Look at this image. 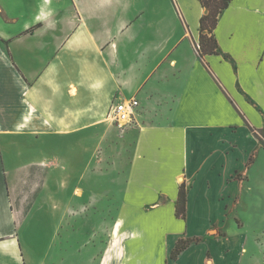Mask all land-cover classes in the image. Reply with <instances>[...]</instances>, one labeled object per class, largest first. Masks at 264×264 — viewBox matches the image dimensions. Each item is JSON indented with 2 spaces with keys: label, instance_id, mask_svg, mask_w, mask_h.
<instances>
[{
  "label": "crops",
  "instance_id": "0c3cea01",
  "mask_svg": "<svg viewBox=\"0 0 264 264\" xmlns=\"http://www.w3.org/2000/svg\"><path fill=\"white\" fill-rule=\"evenodd\" d=\"M205 13L199 0H0V224H11L0 232V239L5 237L0 241L4 243L0 264H34L21 235L14 234L19 192L14 168L7 166L5 139L38 132L49 136L46 133L53 128H64L54 135L79 134L89 143L98 136V125L115 127L106 120L111 104L133 98L139 106L126 133L139 129L140 148L130 155L126 170L88 166L86 161L78 194L71 191V170L69 182L64 178V208L71 211L75 199L81 210L117 213L109 221L107 216L94 215L96 221L114 222L113 237L123 238L118 251L111 252L113 262L102 258L99 264L156 260L150 254L158 234L152 231L159 228L158 217L165 214L183 226L162 263L197 264L187 261V255L203 242L219 245L209 234L217 227L225 230V218L237 202L244 208L236 219L238 247L245 254L251 248L252 257L257 255L254 264H264V167H255L256 152L264 150V145L252 131L264 129V0H232L215 30L219 55L200 58L196 45ZM224 21L227 25L222 29ZM222 33L234 46L232 50L223 49ZM240 98L250 118L240 108ZM227 105L245 117L241 124L249 146L244 170L226 167L239 144L225 146L218 129L234 134L242 127L225 123L218 114ZM9 127L14 134L2 129ZM164 136L170 137L171 145H163ZM178 142L182 161L177 170ZM50 165L29 220L46 198L53 200L47 214L55 218ZM100 177L111 182L99 184ZM180 177L187 194L185 219L176 216ZM71 219L65 212L64 221ZM188 223L195 225L197 233L187 234ZM242 233L247 240H241ZM187 238H200V242L172 260L178 241ZM224 240L227 254L233 247L227 232ZM66 251L65 264L72 255L70 249ZM87 251L76 253L79 264H95L94 259L88 261ZM202 258L201 264L210 260L220 264L212 247L203 251Z\"/></svg>",
  "mask_w": 264,
  "mask_h": 264
},
{
  "label": "rangeland",
  "instance_id": "374dc122",
  "mask_svg": "<svg viewBox=\"0 0 264 264\" xmlns=\"http://www.w3.org/2000/svg\"><path fill=\"white\" fill-rule=\"evenodd\" d=\"M226 21L223 22L222 29L226 27ZM222 47L224 50H232L234 46L227 42V39L221 34ZM240 97V94H238ZM240 108L245 112L248 118V112L243 109L241 103H244V100L240 98V101L237 100ZM241 102V103H240ZM5 114V111L2 112V115ZM225 123L233 125H241L245 117L242 113L240 115L237 113L235 108L232 105H227L225 109L219 111V113ZM7 116H2V119H5ZM106 123L98 125V136L94 138L92 142L85 143L80 139V135L72 136H58L54 135L55 130H63L64 128H53L49 136H43V133H36L34 136L31 134H24L20 137L10 138L3 137L5 139L4 152L6 154V162L8 168H14V177H15V186L19 192V200L15 205L16 209H19L14 225V234L21 235V241L26 250L27 256L30 260H34V264H65L63 262L64 250H71V258L66 264H79L77 262L78 251L88 248V253L86 254L88 261L95 260V264H99L102 261V258L107 262H113L111 258L112 250L118 251L120 243L123 241V238L116 237L114 238L112 232L114 231V222H103L97 220L94 215L99 214L102 217H106L108 221L111 219L110 215H114L113 219L117 218V213L115 211L105 209L104 212L97 211L95 208H89L88 211L81 210L78 200L73 199L72 210L64 208L63 206V185L65 182H69L68 172L71 170V191L75 189V193H79L80 187V178L81 172L85 167L86 161H88V166H113L119 167L120 170H126L129 165V157L140 144H137L138 130L136 128L131 129V133L122 132L116 127H108ZM9 134H14V128H2ZM38 128H36L37 130ZM47 128H44V130ZM40 130V129H39ZM218 133L223 137L222 141H225V146L229 143H238L239 146L235 149L232 157L227 158L226 167L228 169L237 168L238 170H244L247 162V132L246 129L242 126L238 133H228L225 130L218 129ZM259 135L261 141H264V129H259ZM41 132V130H40ZM53 134V135H51ZM58 134V133H57ZM170 137H163V145H171L169 140ZM167 141V142H166ZM147 148L152 149L150 146L151 143H146ZM178 145V160H176L175 169L181 167L182 161V146L180 142ZM192 147V145H191ZM166 148V147H165ZM168 147L166 148V150ZM165 150V151H166ZM10 159H9V155ZM108 154V158H102L101 156ZM49 155L55 158H47ZM45 157V158H44ZM257 168L264 167V150L257 151L255 155ZM30 162H41L44 165H30ZM48 162H52L53 166L51 171V177L55 180L53 188L56 192V200L54 201L55 205V218L47 214L48 205L53 202L50 200L48 202L47 198L41 201L39 210H36L35 215L29 220L27 215L31 210V207L34 203L36 195L45 187L46 178L48 173ZM55 164V165H54ZM55 166V167H54ZM53 175V176H52ZM121 176H123L121 174ZM96 179V178H93ZM99 184L111 182L109 178H97ZM94 183V182H93ZM182 184L183 181H180ZM49 203V204H48ZM244 209L240 202H237L233 211L225 218L224 228L221 230L215 228L211 230L210 234L216 240L215 245L210 241L203 242L199 246L198 250L191 251L186 260L193 259L197 264H201L203 261V251L207 247H212L215 252L217 260L220 261V264H254L257 255L252 257V249L250 248L247 251V254L242 253L241 247H238V242L235 240L236 237V219L240 218L241 210ZM45 212V213H44ZM65 212L72 216L71 220L64 221ZM80 215H82L83 220L80 221ZM84 215H92V220L87 219ZM74 216V217H73ZM159 226L157 230H153V234H158L156 237V245L151 250V256H156V260L151 261L148 264H164L162 263V258L167 254L168 248L176 236L175 234L180 232L182 229V223H176L169 218L167 214L158 217ZM95 220V221H94ZM120 223V222H119ZM117 223L116 230L120 225ZM122 224V223H121ZM187 234L197 233L195 231V225L193 223H188ZM11 228V224L3 225L0 224V232L5 229ZM127 229L126 226L123 228ZM226 232L229 234L230 243L233 245L232 250L225 254L224 246L226 241L224 237ZM118 235V232L115 233V236ZM206 234L203 233L201 237H204ZM242 233L240 238L241 240H247L245 235ZM1 238V240H4ZM236 241L237 243H235ZM232 243V244H231ZM4 243H0V246H3ZM7 244H11L8 243ZM221 245V246H220ZM66 251V252H68ZM121 252V251H120ZM120 254V253H119ZM118 256V254H117ZM144 255L142 256V258ZM154 258V257H153ZM152 258V259H153ZM103 260V261H104ZM208 264H211V260Z\"/></svg>",
  "mask_w": 264,
  "mask_h": 264
},
{
  "label": "trees",
  "instance_id": "16d2710c",
  "mask_svg": "<svg viewBox=\"0 0 264 264\" xmlns=\"http://www.w3.org/2000/svg\"><path fill=\"white\" fill-rule=\"evenodd\" d=\"M205 8V15L200 24V41L196 49L200 58L206 55H219V43L215 36V30L218 27L220 15L227 10L232 0H199ZM199 46V47H198ZM233 102V101H232ZM255 135L262 140L258 129L252 128ZM264 145V141H262ZM187 194L185 184H182L176 205V216L179 219L186 218ZM200 242V238L180 239L171 253V259L177 260L183 251L191 244Z\"/></svg>",
  "mask_w": 264,
  "mask_h": 264
},
{
  "label": "built area",
  "instance_id": "2783aa9c",
  "mask_svg": "<svg viewBox=\"0 0 264 264\" xmlns=\"http://www.w3.org/2000/svg\"><path fill=\"white\" fill-rule=\"evenodd\" d=\"M138 106L139 101L135 98L126 102H113L106 115L108 122L122 132H125L134 123L136 108Z\"/></svg>",
  "mask_w": 264,
  "mask_h": 264
},
{
  "label": "bare ground",
  "instance_id": "6f19581e",
  "mask_svg": "<svg viewBox=\"0 0 264 264\" xmlns=\"http://www.w3.org/2000/svg\"><path fill=\"white\" fill-rule=\"evenodd\" d=\"M29 115H30V114H29ZM106 120H108L107 117H106ZM104 122H106V121H104ZM178 181H179V182H180V181H183V178L180 177V178L178 179Z\"/></svg>",
  "mask_w": 264,
  "mask_h": 264
}]
</instances>
